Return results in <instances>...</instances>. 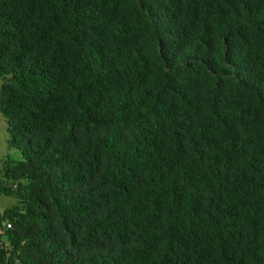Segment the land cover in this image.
<instances>
[{
  "label": "trees",
  "instance_id": "16d2710c",
  "mask_svg": "<svg viewBox=\"0 0 264 264\" xmlns=\"http://www.w3.org/2000/svg\"><path fill=\"white\" fill-rule=\"evenodd\" d=\"M0 114V264H264V0H0Z\"/></svg>",
  "mask_w": 264,
  "mask_h": 264
},
{
  "label": "rangeland",
  "instance_id": "374dc122",
  "mask_svg": "<svg viewBox=\"0 0 264 264\" xmlns=\"http://www.w3.org/2000/svg\"><path fill=\"white\" fill-rule=\"evenodd\" d=\"M9 135L7 133V124L3 116L0 114V168L1 161L7 159L8 156L13 157L15 160H20L21 155L18 151L12 150L8 145ZM15 204L13 199L0 197V209L3 212L8 207Z\"/></svg>",
  "mask_w": 264,
  "mask_h": 264
},
{
  "label": "built area",
  "instance_id": "2783aa9c",
  "mask_svg": "<svg viewBox=\"0 0 264 264\" xmlns=\"http://www.w3.org/2000/svg\"><path fill=\"white\" fill-rule=\"evenodd\" d=\"M8 228L10 229V228H11V226L9 225V226H8Z\"/></svg>",
  "mask_w": 264,
  "mask_h": 264
}]
</instances>
